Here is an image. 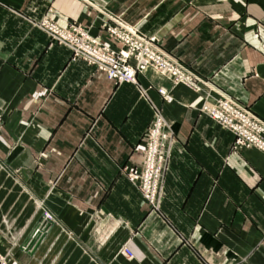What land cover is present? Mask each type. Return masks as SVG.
Segmentation results:
<instances>
[{"label":"crops","instance_id":"1","mask_svg":"<svg viewBox=\"0 0 264 264\" xmlns=\"http://www.w3.org/2000/svg\"><path fill=\"white\" fill-rule=\"evenodd\" d=\"M100 9L155 35L199 89L151 68L117 83L38 27L75 21L110 43ZM220 94L264 120V0H0L7 264H264V153L233 150L200 112ZM155 108L172 143L151 208L122 168L141 164Z\"/></svg>","mask_w":264,"mask_h":264},{"label":"built area","instance_id":"2","mask_svg":"<svg viewBox=\"0 0 264 264\" xmlns=\"http://www.w3.org/2000/svg\"><path fill=\"white\" fill-rule=\"evenodd\" d=\"M100 12L104 14L100 29L110 43L92 35L86 26L75 21L62 26L44 17L38 27L51 40L67 46L71 51V60H83L95 71L104 72L108 79L117 83L137 84V71L151 68L172 79L174 83L199 89L198 77L163 52L156 44L158 39L155 35L142 34L120 17L108 15L102 10ZM158 91L164 94V91ZM199 110L232 133L233 150L254 148L264 153V120L249 108L220 94L214 97L212 102H203ZM141 143V164H126L123 171L151 208H157L163 195L164 177L172 143L171 129L161 109H154ZM43 217L49 218V215L43 213ZM122 252L128 257L132 256L126 246L122 247ZM0 264H7L1 254Z\"/></svg>","mask_w":264,"mask_h":264},{"label":"rangeland","instance_id":"3","mask_svg":"<svg viewBox=\"0 0 264 264\" xmlns=\"http://www.w3.org/2000/svg\"><path fill=\"white\" fill-rule=\"evenodd\" d=\"M101 10V9H100ZM98 11V10H97ZM105 12V11H104ZM98 13H100V15H101V17L102 18H104V14L102 13V12H100V11H98ZM106 13V12H105ZM106 14H108V13H106ZM103 15V16H102ZM108 15H110V14H108ZM117 17H119V16H117ZM102 18H101V20H102ZM128 24V23H127ZM130 25V24H129ZM131 26H134L136 29H137V27L135 26V25H131ZM88 28V27H87ZM140 33H142L139 29H137ZM142 34H144V33H142ZM60 44V43H59ZM63 45V44H62ZM67 47V46H66ZM147 69V68H146ZM146 69H144L143 71H137V73H136V80H137V74L138 73H142V72H144ZM157 72V71H156ZM160 74V73H159ZM162 75V74H161ZM164 76V75H163ZM165 77H167V76H165ZM168 78V77H167ZM168 79H170V78H168ZM172 82H173V80L172 79H170ZM140 90H141V88H139ZM123 169V168H122ZM160 203V202H159ZM159 205V204H158ZM4 258H5V256H3ZM5 260H6V258H5ZM6 263H7V261H6Z\"/></svg>","mask_w":264,"mask_h":264}]
</instances>
